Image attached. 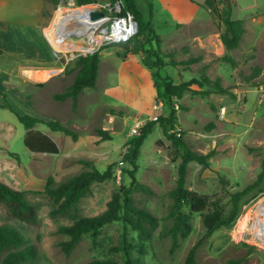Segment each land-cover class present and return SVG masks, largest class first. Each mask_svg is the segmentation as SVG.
<instances>
[{
    "label": "rangeland",
    "instance_id": "374dc122",
    "mask_svg": "<svg viewBox=\"0 0 264 264\" xmlns=\"http://www.w3.org/2000/svg\"><path fill=\"white\" fill-rule=\"evenodd\" d=\"M136 2L144 20L152 0ZM217 2L222 13L234 9L238 14L235 0ZM80 6L76 0H0V121L7 125L5 130L0 127V137L3 135V139L0 138V157L3 159L0 182L24 192L38 214L37 225L26 224L15 219L0 203V226H13L36 246L38 259L29 264H87L94 260L125 264L124 253L116 250L121 247V222L107 225L96 243L92 242L91 234H84L69 256L60 247L68 237L59 234L58 229L71 226L82 217L101 215L115 193L131 189L135 206L146 209L159 221L143 256L146 264H184L189 250L200 241L198 264H264V241H255L250 231H246L250 229H245L246 222L252 223L256 216L257 206L264 202V102L258 101L264 99V4L248 18L250 34L243 46L232 52L236 65L220 59L238 69L241 82L223 84L215 78L212 81L219 80L222 87L230 90L229 94L186 93L181 100L175 99L176 120L173 129L168 127L172 135L180 133V139L193 152L214 153L208 160V167L197 162L188 165L185 188L220 200L227 214L232 209L233 194L258 180L261 182L242 199L241 213L231 228H221L205 238L207 230L202 218L200 214H194L191 234L186 239L178 238L179 246L174 252H171L173 239L169 235L173 225L170 213L174 204L172 191L177 185L182 159L181 150L166 138L159 124V119L169 113L161 80L168 75L165 69L157 71L156 60L148 54L149 50L158 49L156 41L144 46L145 37L139 35L133 42L121 46H102L104 42L101 41L99 50L56 54L45 30L53 25L57 13H68ZM159 52L167 63L171 56L176 61L185 56L184 51L164 52L162 44ZM88 55H95L99 60L97 87L84 90L76 105L71 98L56 100L54 96L67 92L74 82L80 68L79 57ZM25 63L29 69L51 72L54 82L41 90L37 86L43 85L48 78L41 80V71H36L33 72L35 81L23 84L20 64ZM191 65H182L180 71L191 73L192 79L202 80L206 76L205 69L202 66L193 69ZM257 69L261 73L254 76ZM214 70L216 73L227 72L217 67ZM7 83H18V86L9 88ZM192 88L195 91L213 90L206 85ZM241 88H258V99L253 100L248 94L238 98L232 90ZM39 100H43L48 112L42 121H58L78 135V140L73 141L61 132L57 155L30 152L24 142L25 128L10 110L12 107L19 114L39 118ZM160 104L162 107L157 109ZM226 106L228 108L223 110ZM152 121L157 124L140 148L134 161L135 168L131 163L133 147L130 141L133 138L127 137L134 125L144 126ZM38 127L47 129L43 124ZM98 129L107 131L112 139L102 141L97 135ZM8 135L12 136L10 143L14 151L11 152H17L19 157L7 155L8 149L1 144V141L7 143ZM83 161H89L100 172L112 166L113 178L94 183L77 211L52 217L51 211L56 205L45 193L49 180L53 181L52 187H57L70 177L91 170L92 167ZM130 171L135 172L140 187L131 184ZM185 210L189 209L186 207ZM128 237L132 245L140 243L138 234L131 229ZM132 256L138 257L137 250L132 251Z\"/></svg>",
    "mask_w": 264,
    "mask_h": 264
},
{
    "label": "trees",
    "instance_id": "16d2710c",
    "mask_svg": "<svg viewBox=\"0 0 264 264\" xmlns=\"http://www.w3.org/2000/svg\"><path fill=\"white\" fill-rule=\"evenodd\" d=\"M112 2L115 0H111ZM122 14L131 12L135 15L139 24V35L145 37L143 45H151L156 41L158 49L149 50L150 57L156 60L155 68L157 71L165 69L167 66L177 68L180 65H191L198 61V59H190L187 62H178L171 56L169 63L165 62L159 52V45L161 44L160 38L156 35L151 22H144L141 18L140 12L137 7V0H123ZM95 0H76L78 5H85L94 3ZM218 3V2H217ZM219 17L221 21L220 38L225 45L228 52L236 50L240 47V43L245 34L244 21L234 20L232 18V10L228 9L226 13H222L219 9ZM136 39V38H135ZM223 61L235 66L236 62L230 55H225ZM78 65L80 68L67 92L56 94V100H65L71 98L74 105L77 104L78 97L86 89H95L97 87V79L99 75V60L95 55H88L87 57H79ZM261 73L257 69L254 76ZM162 78V77H161ZM164 86L163 97L166 102V107L169 111L167 117L159 119V124L163 130L164 135L172 144L181 150L182 162L178 167V179L176 188L172 191L174 204L171 209L170 217L173 219V225L169 231V235L173 239L171 252H174L178 246V238L186 239L192 232L191 218L194 214H200L203 224L206 228L205 238L212 236V234L221 228H231L237 221L241 213L242 199L254 191L260 184V180L247 186L243 191L237 192L232 195V209L227 214L225 207L221 204L220 200H213L212 198L201 195L196 192L190 191L185 188V179L187 175L188 165L191 162H197L204 167H208V160L211 159L214 153L203 155L190 150L187 145L175 135L168 131L174 128L175 124V106L174 100H181L186 93L196 95L209 96L212 93L227 95L229 90L222 87L220 81H211L208 77L204 76L202 80L192 79L189 82H182L178 85L174 80L167 76L161 79ZM206 85L213 87L209 91H195L192 86ZM10 110L17 116L18 121L28 130L25 139V145L32 153L41 154H59V148L51 139L42 135L40 132H35L33 129L37 124H45L49 129L54 132H62L67 136L72 137L73 141L78 140V135L71 131L58 121H42L40 119L31 117L29 115H22L14 111L11 107ZM157 123L155 121L145 124L141 128V133L138 137L131 139L130 145L133 147L132 159L133 167L136 168L135 160L139 155L140 148L147 140L149 135L153 132V127ZM98 137L102 141H109L112 139L111 135L103 130H97ZM11 156H16L11 154ZM87 166H91V170L83 171L75 176L70 177L66 181L59 184L57 187H52L53 181L50 179L45 193L50 200L56 205L51 211L52 217L64 216L72 211H77L78 206L83 198L90 192L94 183H103L113 178L112 166L107 171L100 172L92 166L89 161H83ZM264 168V162L262 164ZM129 177L132 185H137L135 172L130 171ZM262 177H260L261 179ZM0 203L4 204L10 211L11 215L20 222L37 225L38 214L36 209L27 201L25 193L17 191L8 185L0 182ZM189 210H185V208ZM114 222H121L123 225V235L121 247L116 250L122 251L125 256V264H146L143 256L146 254L147 243L153 238V232L158 227V219L153 216L146 209H141L135 206L132 198V190L126 189L115 193L112 200L109 202L107 210L101 215L94 217H82L74 222L71 226H61L58 233L68 237L67 241L60 243L62 251L69 256L76 248L84 234H91L92 242L96 243L101 231L109 224ZM138 234L139 244L132 245L129 241L128 230ZM202 241L196 243L188 252L184 264H198L197 251ZM137 250L138 257L132 256V251ZM38 251L35 245L29 243L27 238L22 235L17 229L9 225L0 226V264H29L37 261ZM87 264H118L111 260H94Z\"/></svg>",
    "mask_w": 264,
    "mask_h": 264
},
{
    "label": "crops",
    "instance_id": "0c3cea01",
    "mask_svg": "<svg viewBox=\"0 0 264 264\" xmlns=\"http://www.w3.org/2000/svg\"><path fill=\"white\" fill-rule=\"evenodd\" d=\"M235 1L238 14L233 9L232 18L234 20L244 21L245 26V34L240 43V47L238 48L240 49L244 44V40L250 34V29L247 22L248 18L252 17L251 15L253 13H257L260 4L264 3L261 0ZM149 8L150 12L148 13V17L143 21L151 22L156 35L161 40L162 50L164 52H167V50L168 52L184 51L185 56L178 58V62H187L192 58L198 59L196 63L191 65V68L194 69L202 66V68H204L206 71V77H208L211 81L215 78H218L223 84L241 82L240 76L237 73V68H231L229 66L230 64L227 65L220 62V59H222L226 54H229L236 62V59L233 57L232 52L237 51L238 49L228 52L220 38L221 21L219 17V5L217 3V0H152V2H149ZM187 56L191 57L189 58ZM181 66L182 65L178 66L177 68H174L172 66L165 67L166 74L174 80V83L176 85L182 82H189L192 79L191 73L189 74V72L180 71L179 67ZM20 67V78L22 79L23 84H26V82L30 80L35 81L33 80V78H36V76L33 72L41 71L29 69V66L26 63L20 64ZM216 67L222 70H226L227 72L216 73L214 70V68ZM53 78L54 76H42L41 80H46L44 81L43 85H38L37 87L41 88L42 90L43 88H45V86L47 87L48 84L54 82L55 79ZM7 86L9 88L16 87L18 86V83H7ZM232 92L238 98H240L242 94H248V97L253 100L258 96V88H241L240 90L234 89L232 90ZM3 98L5 100L7 99L4 96ZM23 99L26 100V95L23 96ZM256 99H258V97ZM42 101L43 100H39L37 103V110L40 112V116L37 119L40 120H42L44 114H48L46 105ZM258 101L264 102V99H259ZM228 107L226 106L222 109L225 110ZM37 125L39 126V124ZM37 125L33 130L35 132L42 133V135L44 136H47L59 147L58 140L62 138L61 132H54L45 124L43 125L46 126L47 129L40 130ZM6 126L7 125L5 123L0 121V127L2 129L5 130L7 128ZM10 130L11 129H9V131ZM27 133L28 130L25 129L24 142L27 137ZM0 138L3 139V135ZM11 139L12 136L8 135L6 138L7 143L1 141V144L4 146V148L8 149L7 155L14 154L19 157L17 152H11L14 151L12 150V144L10 143ZM2 160L3 159L0 157V163L2 162ZM12 161L15 163L17 162L15 159H12Z\"/></svg>",
    "mask_w": 264,
    "mask_h": 264
},
{
    "label": "bare ground",
    "instance_id": "6f19581e",
    "mask_svg": "<svg viewBox=\"0 0 264 264\" xmlns=\"http://www.w3.org/2000/svg\"><path fill=\"white\" fill-rule=\"evenodd\" d=\"M55 18V22L45 30V34L47 40L56 50H54L56 54L59 52L95 51L102 45L101 41L104 42L108 37L106 36L107 30L102 28L104 20L94 22L89 19L86 9L72 10L68 13L59 12ZM51 74L48 71H41L40 77H47ZM262 209L263 207H261ZM255 222V227H259L263 220L256 217ZM259 239V243L264 241Z\"/></svg>",
    "mask_w": 264,
    "mask_h": 264
},
{
    "label": "built area",
    "instance_id": "2783aa9c",
    "mask_svg": "<svg viewBox=\"0 0 264 264\" xmlns=\"http://www.w3.org/2000/svg\"><path fill=\"white\" fill-rule=\"evenodd\" d=\"M123 4H124L123 0H115L113 2H107V3L94 2L91 4L81 5L80 7L73 8L70 11L86 9L89 19H90L89 17L90 11H93V10L102 11L104 13L103 16L96 20H93L94 22H100L104 20V26L102 28L107 30L106 36L108 37L105 38L104 44L102 46L104 45L121 46V45H125V44L133 42L139 33V24H138V21L135 15L131 12L122 14ZM101 47H99V49ZM161 107H162V104H160L156 108L159 109ZM158 119L159 118H155L154 120H158ZM142 127L143 126H140V125H134L133 127H131L127 139L138 137L141 133ZM176 136L181 137V134L177 133ZM261 207H263L262 210H261ZM257 209L258 210H257L256 216L254 217L252 223H249V221H247L245 224V229H250L249 230L250 235L253 237L255 241L259 242L260 240L259 238L264 240V202L260 203L257 206ZM256 217L261 218L263 220L262 224L259 227H255ZM249 225H250V228H248Z\"/></svg>",
    "mask_w": 264,
    "mask_h": 264
},
{
    "label": "water",
    "instance_id": "95a60500",
    "mask_svg": "<svg viewBox=\"0 0 264 264\" xmlns=\"http://www.w3.org/2000/svg\"><path fill=\"white\" fill-rule=\"evenodd\" d=\"M103 14L104 13L102 11H100V10H93V11H90L89 17H90L91 20H96V19L102 17Z\"/></svg>",
    "mask_w": 264,
    "mask_h": 264
}]
</instances>
